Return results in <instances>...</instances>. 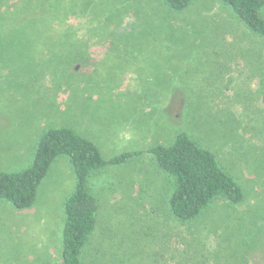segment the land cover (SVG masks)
Here are the masks:
<instances>
[{
    "label": "rangeland",
    "instance_id": "obj_1",
    "mask_svg": "<svg viewBox=\"0 0 264 264\" xmlns=\"http://www.w3.org/2000/svg\"><path fill=\"white\" fill-rule=\"evenodd\" d=\"M66 1L83 13L85 56H53L41 69L45 88L8 73L0 56V173L28 169L39 137L69 128L104 160L134 154L86 181L97 209L82 264H264V40L219 0L181 11L162 0ZM181 133L219 158L243 202L174 217V178L149 150ZM74 187L60 156L31 207L0 200V264H63Z\"/></svg>",
    "mask_w": 264,
    "mask_h": 264
},
{
    "label": "trees",
    "instance_id": "obj_2",
    "mask_svg": "<svg viewBox=\"0 0 264 264\" xmlns=\"http://www.w3.org/2000/svg\"><path fill=\"white\" fill-rule=\"evenodd\" d=\"M162 1L170 9L181 11L194 0ZM219 1L229 6L252 33L264 40V19L259 13L264 0ZM3 2L5 18L1 19L3 24L0 21V56L7 58L8 73L22 74L30 83L45 88L47 77L43 76L41 69L52 66L53 56H85L80 22L83 13L74 9L68 11L66 0ZM23 58L28 59L23 61ZM15 59H19L17 66ZM149 153L157 166L174 178L168 205L174 217L183 222L194 219L216 200L235 205L245 200L241 187L219 158L186 134L177 135L168 146L151 148ZM60 156L69 158L75 175L74 190L64 204L62 263L82 264V250L94 229L97 209L95 199L86 190V181L93 171L107 165L122 164L134 154L126 153L104 160L93 142L73 130L58 128L46 131L38 139L34 159L28 169L19 173H0V200L16 209L31 207L38 184L52 162Z\"/></svg>",
    "mask_w": 264,
    "mask_h": 264
}]
</instances>
